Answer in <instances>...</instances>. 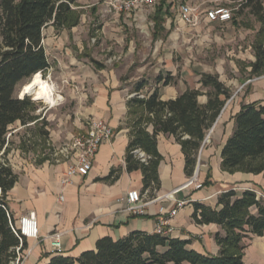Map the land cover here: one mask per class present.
I'll return each mask as SVG.
<instances>
[{"label":"trees","instance_id":"obj_1","mask_svg":"<svg viewBox=\"0 0 264 264\" xmlns=\"http://www.w3.org/2000/svg\"><path fill=\"white\" fill-rule=\"evenodd\" d=\"M75 1L0 0V264H16L28 247L27 240L15 234V222L6 204L7 193L17 180L7 161L11 150L7 136L17 123L24 127L38 122L37 106L26 96H32L34 101L41 99L25 92L26 85L19 99L16 89L35 74L48 71L42 31L49 25L57 31L75 27L79 22ZM162 7L163 4L157 9L156 19L161 17ZM240 8L247 9L259 24L251 47L254 60L248 66L249 76L259 77L264 74V0H244ZM155 82L157 87L144 98H140L143 85L135 87V95L127 103L125 122L129 130L125 168L129 173H142L140 193H146L149 201L160 190L157 136L164 134L175 139L184 157V173L192 177L202 143L231 96L217 75H200L199 83L205 93L187 89L169 101L160 99L159 89L175 85L177 79L165 73L159 74ZM202 95L207 98L204 105L197 101ZM233 120V132L220 154L221 170L264 175V103L242 104ZM135 150L148 157L145 163L136 159ZM110 179H115L114 171L105 178ZM209 179L207 175L201 186L208 185ZM192 207L195 224L220 227L222 233L213 235L218 247L216 255L195 252L189 248L190 240L133 231L117 240L100 238L94 250L76 258L50 255L46 264H243L244 240L264 236V201L254 191L237 194L229 190L219 195L215 207L198 202H193Z\"/></svg>","mask_w":264,"mask_h":264},{"label":"crops","instance_id":"obj_2","mask_svg":"<svg viewBox=\"0 0 264 264\" xmlns=\"http://www.w3.org/2000/svg\"><path fill=\"white\" fill-rule=\"evenodd\" d=\"M166 14L167 9L164 7L160 16L164 17ZM179 14L180 10L177 14L178 22L185 26ZM205 21L211 23L206 18ZM104 70L103 67L98 69L96 84H92L85 95L86 104L82 115L87 122L104 121L115 131V137L112 142L99 147L87 176H76L70 184L62 186L60 181L69 160L59 154L60 149L56 150L51 160L43 158L36 161L33 154L24 155L25 151H21L19 147L10 150L7 156L8 164L17 177L16 183L6 197L9 212L15 223L21 216L34 212L39 234L38 239L27 240L28 247L24 251L22 264H46L48 257L53 255L49 251L50 241L47 237L53 233L62 235L61 255L76 258L85 251L94 250L96 242L103 237L117 240L133 231L153 234L156 223L163 219L169 220L172 230L167 237L190 240L189 248L195 252L216 255L218 247L213 235L222 231L215 224H195L191 217L192 203L198 202L215 207L219 195L229 190L237 194L245 190L264 192V175L240 172L229 174L220 168L221 150L233 132L234 115L242 104L257 101L241 104V101H235L234 97L224 105L210 129L212 131L210 138L202 143L197 156L194 173L197 171L198 183L203 185L206 176L210 175L209 184L200 189L186 186L191 177H186L184 173V157L180 145L172 136L159 134L156 141L157 151L161 156L158 165L160 190L156 197L148 202L144 215L135 216L125 211V198L129 191H141L142 173L139 170L127 172L124 156L129 142V130L125 123L127 103L135 95L136 86L129 91L130 86L127 85L133 78L122 79L118 74L109 76L103 73ZM165 73L172 75L168 70L159 74ZM198 77L193 85H190L189 78H186L183 82L177 80L175 85L161 87L160 99L173 100L187 89L205 93L199 83L200 76ZM152 91L153 89L144 97L149 96ZM142 92L143 88L140 98H144ZM197 101L204 105L207 98L202 95ZM34 125L32 123L22 127L17 123L13 127L18 133ZM77 125H80L76 126L78 129L85 131L87 124L82 128H79L81 124ZM148 131L151 132V129ZM111 171H114L115 179L105 180ZM176 201H185L186 204L174 217H170L169 213L176 208ZM245 241L247 243L244 244L246 249L243 264H264V236L251 237Z\"/></svg>","mask_w":264,"mask_h":264},{"label":"rangeland","instance_id":"obj_3","mask_svg":"<svg viewBox=\"0 0 264 264\" xmlns=\"http://www.w3.org/2000/svg\"><path fill=\"white\" fill-rule=\"evenodd\" d=\"M123 1L76 0L79 22L75 27L57 31L49 25L43 29L41 43L51 69L41 78L54 87L55 106L44 103L36 91L33 94L41 101L26 96L36 104L39 121L18 133L10 128L11 150L19 147L24 155L33 154L39 161L51 160L57 149L69 146L83 132L77 124L79 128L87 124L82 115L85 95L96 84L100 67L109 76L133 78L127 85L129 91L144 84L143 97L156 88L155 77L168 70L182 82L189 78L190 85L201 74L217 75L231 95L225 105L234 97L241 104L264 101V74L250 77L248 67L254 60L251 47L259 24L247 9L240 8L244 0H161L153 7L130 12L120 9ZM161 4L167 14L156 19ZM183 5L197 9L194 26L178 22ZM218 6L230 11L231 20L207 23L205 12ZM30 81L17 87V97Z\"/></svg>","mask_w":264,"mask_h":264},{"label":"built area","instance_id":"obj_4","mask_svg":"<svg viewBox=\"0 0 264 264\" xmlns=\"http://www.w3.org/2000/svg\"><path fill=\"white\" fill-rule=\"evenodd\" d=\"M161 0H124L120 9L126 12L136 11L145 7H153ZM180 20L188 26H194L198 20L197 9L190 6L183 5L180 7ZM205 18L211 23H227L231 20L230 11L225 7H213L205 12ZM115 137V131L102 120H90L87 122L85 131L75 136L69 146L60 149L59 154L69 160V164L65 174L60 181L62 186H67L71 183L72 179L76 176L85 177L89 174L92 168V161L102 144L112 142ZM208 140L205 138L204 142ZM134 154L136 159L141 163H145L148 157L140 150H135ZM187 187L194 186L195 189H200L202 186L197 181V171L193 174L191 179L186 184ZM258 198L264 201V194L255 192ZM62 200V197H60ZM126 207L125 211L128 214L135 216H143L144 209L148 205L149 200L146 198V193L133 190L126 194L125 198ZM185 201H176V208L169 213L170 217H174L180 208L185 206ZM15 234L24 239H38V227L36 216L34 212H28L26 215L21 216L17 223L14 224ZM171 228L168 219L160 220L156 223L154 233L160 236L167 237L171 233ZM62 235L60 233H53L47 238L50 241V253L62 254ZM21 241V240H20ZM19 249H17L18 251ZM24 253L21 260H16V264H22L24 260Z\"/></svg>","mask_w":264,"mask_h":264},{"label":"bare ground","instance_id":"obj_5","mask_svg":"<svg viewBox=\"0 0 264 264\" xmlns=\"http://www.w3.org/2000/svg\"><path fill=\"white\" fill-rule=\"evenodd\" d=\"M34 91L42 97L44 103L55 106L54 87L48 81H44L40 73L35 74L25 86V92L33 93Z\"/></svg>","mask_w":264,"mask_h":264}]
</instances>
